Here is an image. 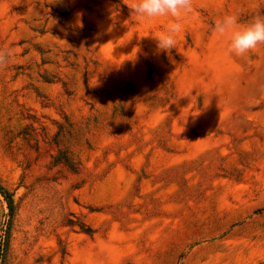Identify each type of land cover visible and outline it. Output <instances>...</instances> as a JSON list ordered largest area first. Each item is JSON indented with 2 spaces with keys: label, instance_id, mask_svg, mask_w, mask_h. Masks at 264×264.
<instances>
[{
  "label": "rangeland",
  "instance_id": "rangeland-1",
  "mask_svg": "<svg viewBox=\"0 0 264 264\" xmlns=\"http://www.w3.org/2000/svg\"><path fill=\"white\" fill-rule=\"evenodd\" d=\"M192 5L166 55L130 0H0V264H264V44L213 31L264 0Z\"/></svg>",
  "mask_w": 264,
  "mask_h": 264
},
{
  "label": "clouds",
  "instance_id": "clouds-1",
  "mask_svg": "<svg viewBox=\"0 0 264 264\" xmlns=\"http://www.w3.org/2000/svg\"><path fill=\"white\" fill-rule=\"evenodd\" d=\"M132 13L141 20L152 21L158 18H171L164 30L155 36L157 51L166 55L175 49L178 38L184 30L183 19L193 11L192 0H130ZM75 26H80L79 19ZM218 37L227 35L229 54L244 56L258 45L264 44V13L257 12L249 21L241 22L239 13H225L213 24ZM10 59L7 50H0V66Z\"/></svg>",
  "mask_w": 264,
  "mask_h": 264
},
{
  "label": "trees",
  "instance_id": "trees-1",
  "mask_svg": "<svg viewBox=\"0 0 264 264\" xmlns=\"http://www.w3.org/2000/svg\"><path fill=\"white\" fill-rule=\"evenodd\" d=\"M0 191H2V194H4V199L6 200L7 203V208H8V218L10 219L13 213V200L11 198V195L0 188ZM7 237H8V231H4L3 235V240L4 242H7Z\"/></svg>",
  "mask_w": 264,
  "mask_h": 264
}]
</instances>
